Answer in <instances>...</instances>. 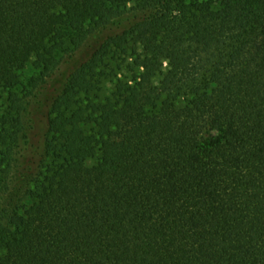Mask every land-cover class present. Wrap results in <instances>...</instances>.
Here are the masks:
<instances>
[{"label": "trees", "instance_id": "obj_1", "mask_svg": "<svg viewBox=\"0 0 264 264\" xmlns=\"http://www.w3.org/2000/svg\"><path fill=\"white\" fill-rule=\"evenodd\" d=\"M131 5L53 99L33 191L0 118V264H264V0H0V86ZM125 46L117 96L76 112Z\"/></svg>", "mask_w": 264, "mask_h": 264}, {"label": "rangeland", "instance_id": "obj_2", "mask_svg": "<svg viewBox=\"0 0 264 264\" xmlns=\"http://www.w3.org/2000/svg\"><path fill=\"white\" fill-rule=\"evenodd\" d=\"M134 15H136V11L131 5L126 8L122 16L106 14L101 23H86L87 34L83 41L78 46L66 45L58 53L57 69L46 77H40L38 72L26 70L22 77V86L15 91V97H12L7 90L0 86V118L5 116L18 119L21 130L20 136H25V156L19 166L20 179L18 180L24 182L28 190L33 191L37 188L36 180H41L38 175L39 168L42 170L47 162L43 152V144L53 99L58 95L66 80L85 64L98 48L110 38L121 35L128 20H131ZM125 48V54L122 52L110 53L108 56L118 58L116 65H112L113 59L109 61L107 57L105 60V64L109 66V69H106L107 72H110L112 65L116 77L103 80L98 91L83 96L76 112L79 114L81 110L90 112L97 104H105L117 96L115 80L127 81L129 79L128 67L133 66L140 51L137 50L136 54H133L130 46H125ZM30 81L33 82L30 83ZM82 128L88 133L93 131L92 125H83ZM97 158L88 161L87 166L95 164Z\"/></svg>", "mask_w": 264, "mask_h": 264}]
</instances>
